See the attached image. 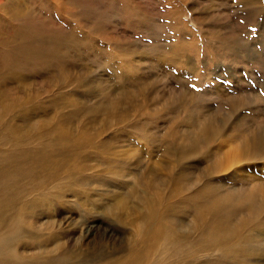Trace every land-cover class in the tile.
I'll return each mask as SVG.
<instances>
[{"label": "rangeland", "instance_id": "374dc122", "mask_svg": "<svg viewBox=\"0 0 264 264\" xmlns=\"http://www.w3.org/2000/svg\"><path fill=\"white\" fill-rule=\"evenodd\" d=\"M11 1L0 0V15L36 14L55 23L62 15L77 40L88 41L68 53V74L58 81L28 63L0 65V102L22 106L17 115L0 104V122L20 124L29 105L40 104L26 118L35 129L44 132L46 117L62 116L77 132V185H68L77 207L55 216L62 241L75 243L70 253H115L130 226L142 223L151 198L164 212L160 228L176 223L174 256L159 244V264L173 257L176 264H220L216 244L203 248L205 239L181 237L200 231L211 215L226 213L233 229L257 205L248 201L252 194L264 199V0L259 17L241 0H125L104 16L88 0L49 2L42 15L29 0ZM50 98L62 106L44 108ZM226 197L230 207L221 204Z\"/></svg>", "mask_w": 264, "mask_h": 264}, {"label": "bare ground", "instance_id": "6f19581e", "mask_svg": "<svg viewBox=\"0 0 264 264\" xmlns=\"http://www.w3.org/2000/svg\"><path fill=\"white\" fill-rule=\"evenodd\" d=\"M62 1L29 0L39 6L41 15L43 11H48L47 3L60 5ZM70 1L77 3V0ZM122 1L124 3L125 0H88L87 4L100 6L105 11L101 14L104 16L107 11L112 13L121 9ZM260 1L241 0L240 3L242 9L249 7L253 15L257 16L260 13ZM5 3L12 1L6 0ZM121 12L131 13L128 8H123ZM53 14L56 12H52V18ZM55 19L44 21L36 14L22 17L11 14L9 18L0 15V65L22 66L28 63L33 66L34 72L44 68L53 76L52 80L57 81L60 76H67L68 72L63 70L62 64L68 53H76L77 46L88 44V41H78L77 31L68 27L69 22L62 15L57 17L56 23ZM66 29H69L67 33ZM12 71L11 75L16 74L15 70ZM3 95L5 92L0 91V96ZM7 101L0 102L9 104L3 111L7 113L13 110L19 115L22 106L17 103L18 100ZM51 106L62 104L58 99L50 98L44 108L49 109ZM39 108L40 104L34 108L29 105L28 110L21 115L23 125H20L21 121L20 124L12 125L0 122V264H159L155 254L159 244H162L165 252L174 256L176 241L173 238L177 237L172 224L176 223L168 221L165 228L161 229L164 212L159 201L151 198L144 200L145 211L141 215L143 224L130 226L132 234L122 246L119 243L114 245L115 253L91 256L84 252L79 257L77 250L70 253L69 247L75 243L71 242L69 246V243L65 245L62 241L61 223L57 222L55 216L63 212L69 214L75 209L74 206L77 207V192L68 188L70 182L73 186L77 185V132L73 134L66 127L62 116L56 120L46 117L44 132L35 129L26 118ZM19 128L20 131L16 133ZM43 139L40 148L33 147ZM66 195L73 200H67ZM252 196L255 199L246 200L257 205L247 207V212H254L256 218H250L249 213H246L247 218L239 219L232 229L226 213L224 217L217 215V219L211 215L200 231L186 230L181 239H205L203 248L216 244L222 256L220 264H257L258 260L264 264V239H261L264 234V199L256 200L257 194ZM230 199H222L221 204L230 207ZM189 202L187 197L181 204L188 207ZM219 208L222 207H213L212 210L215 213ZM220 229L223 232H219ZM120 250L123 253L121 256L107 259ZM167 264H176L174 257Z\"/></svg>", "mask_w": 264, "mask_h": 264}]
</instances>
